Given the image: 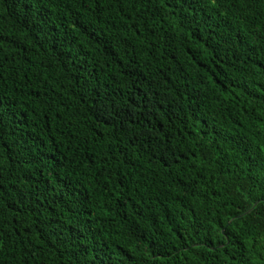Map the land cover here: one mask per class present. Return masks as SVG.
Listing matches in <instances>:
<instances>
[{
    "label": "trees",
    "instance_id": "16d2710c",
    "mask_svg": "<svg viewBox=\"0 0 264 264\" xmlns=\"http://www.w3.org/2000/svg\"><path fill=\"white\" fill-rule=\"evenodd\" d=\"M0 264H264V0H0Z\"/></svg>",
    "mask_w": 264,
    "mask_h": 264
}]
</instances>
